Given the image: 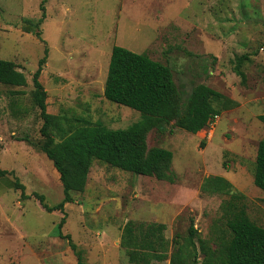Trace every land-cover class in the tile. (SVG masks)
Masks as SVG:
<instances>
[{"label":"rangeland","instance_id":"rangeland-1","mask_svg":"<svg viewBox=\"0 0 264 264\" xmlns=\"http://www.w3.org/2000/svg\"><path fill=\"white\" fill-rule=\"evenodd\" d=\"M41 2L0 0V59L14 61L28 81L20 87L0 83V167L15 173L0 177V264H79L59 233L64 216L62 233L87 264H136L121 245L129 221L166 224L169 256L153 264H170L191 219L198 264L205 258L201 243L217 253L230 240L227 221L236 208L264 226V191L254 183L264 139L258 118L264 114V0H47L45 11ZM114 45L163 64L171 60L175 82L186 93L201 83L221 92L224 97L213 102L220 114L196 134L175 120L148 133L149 148L173 152L174 182L95 159L85 190L73 193L65 214L49 212L33 193L53 206L64 189L40 147L43 119L33 100V74L48 48L40 80L49 113L65 129L76 118L127 128L141 113L104 97ZM243 55L242 77L236 64ZM51 130L60 141L63 134ZM216 175L231 182V193L201 190L204 179ZM15 176L30 197L10 187Z\"/></svg>","mask_w":264,"mask_h":264},{"label":"trees","instance_id":"trees-1","mask_svg":"<svg viewBox=\"0 0 264 264\" xmlns=\"http://www.w3.org/2000/svg\"><path fill=\"white\" fill-rule=\"evenodd\" d=\"M46 2L47 0L41 2V9L44 11ZM35 34L42 38L39 31ZM47 57L48 48L33 74V100L43 119L40 132L44 141L40 147L60 174L64 198L60 203L50 206L44 195L36 192L33 195L49 212L59 210L65 214V204L73 202V193L85 190L95 159L124 171L174 182L173 152L163 147L149 148L148 133L155 127L165 130L175 120L179 128L196 134L220 114V109L213 102L224 97L221 92L201 83L194 85L186 93L175 82L174 62L169 60L167 64H163L146 53L114 45L104 97L139 111L141 118L127 128L117 129L86 118H76L78 123L70 122L65 129L61 120L49 113L47 91L40 80ZM244 59L245 55L238 57L236 64V72L242 77L244 73L241 66ZM0 83L20 87L27 85L28 81L14 61L0 59ZM14 93L22 94L24 91ZM258 118L264 123V114ZM54 127L63 134L58 142L51 130ZM7 174L15 173L0 167V177ZM254 183L264 191V139L257 148ZM10 187L20 190L21 198L30 197L17 176ZM201 190L206 193L229 194L232 192V184L224 176H208L204 179ZM64 223L65 216L58 225L60 235L68 239L79 264H87L71 236L62 233ZM227 226L232 236L217 253L201 243L200 248L205 255L203 264H264V226L253 222L244 208L235 209ZM166 229V224L160 222H127L122 230L121 245L126 248L129 261L153 264L154 261L165 260L170 250V242L165 237ZM197 233L194 220L191 219L185 242L171 252L170 264H198Z\"/></svg>","mask_w":264,"mask_h":264},{"label":"built area","instance_id":"built-area-1","mask_svg":"<svg viewBox=\"0 0 264 264\" xmlns=\"http://www.w3.org/2000/svg\"><path fill=\"white\" fill-rule=\"evenodd\" d=\"M262 50H264V47L262 48ZM213 122H214V121H213ZM213 122H211V123H213ZM211 123H210V124H211Z\"/></svg>","mask_w":264,"mask_h":264}]
</instances>
